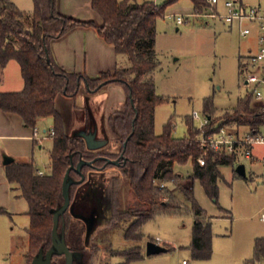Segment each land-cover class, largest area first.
Masks as SVG:
<instances>
[{
	"label": "trees",
	"instance_id": "1",
	"mask_svg": "<svg viewBox=\"0 0 264 264\" xmlns=\"http://www.w3.org/2000/svg\"><path fill=\"white\" fill-rule=\"evenodd\" d=\"M57 1L33 0L34 8L29 15L11 0H0V67L3 68L10 60L17 61L25 83L19 92L1 93L0 107L3 111L19 115L27 127L34 128L44 117H52L54 121L55 137L49 151L48 174L38 175L33 162L19 164L12 161L5 165L7 181L14 185L12 191L19 192L18 196L28 204L30 222L26 228L28 244L25 260L31 264L41 249L45 253L52 246L53 211L63 204L64 175L71 165L76 166L85 160L92 161V165L83 166L84 181L70 187L71 204L77 197L78 200L89 198L86 193L90 185L89 175L108 168L118 169V176L111 177L101 188L99 208L107 215L106 223L113 229L131 220L123 235L133 246L112 251L113 256L125 259L123 264H129L144 257L139 231L142 226L157 213H177L181 210L173 195L169 194L165 199L167 191L158 188L157 180H177L174 165L191 162L192 178L199 180L205 193L217 201L218 166L238 164V159L236 155L225 156L208 150L205 165L200 166L197 159L204 154V150L197 140L200 131L194 126L192 116L185 117L187 134L184 137L173 136L171 120L165 124L161 134L155 133V110L163 102L156 93L153 80L159 64L155 51L156 22L163 17L167 5L179 0H166L162 6L153 1L92 0V8L100 17V23L60 13ZM190 1L195 14L207 10V0ZM75 27L95 28L117 54L127 57L128 65L119 66L113 72H103L96 78L63 70L52 57L51 43ZM111 83L122 86L126 94L122 106L107 118L113 140L107 146L110 147L108 150L106 147L89 150L83 138L66 132L65 121L55 105L56 99L59 95L74 98L82 88L89 94L96 93ZM215 112L212 97L204 98L203 113L210 119L207 133L215 132L223 125L246 127L253 134L261 133L264 127V113L252 105L251 93L246 92L239 98L237 105L224 113L222 122L212 120ZM112 146H117V150L113 151ZM121 154L124 157L118 165L108 164L103 159L115 160ZM70 177L81 179L74 170L70 171ZM122 179L127 180L129 190L135 195L138 205L145 207L144 211L118 208V187L122 186ZM79 187H83L84 192L78 193ZM184 193L194 216L190 249L194 258L207 259L212 253L211 219L195 201L193 189L184 188ZM4 212L0 209V213ZM62 229L70 250L81 253L80 260H74V264H88L83 245L87 226L74 216L71 208L59 220V232ZM263 259L264 238H257L253 257L243 264H257ZM52 264H64L63 257L55 256Z\"/></svg>",
	"mask_w": 264,
	"mask_h": 264
},
{
	"label": "rangeland",
	"instance_id": "2",
	"mask_svg": "<svg viewBox=\"0 0 264 264\" xmlns=\"http://www.w3.org/2000/svg\"><path fill=\"white\" fill-rule=\"evenodd\" d=\"M16 1L26 11L33 7L32 0ZM150 1L159 6L166 2ZM226 1L218 0L215 10L217 14L225 13ZM176 13L184 17L183 24L177 25L170 17ZM192 14L191 2L179 0L167 5L163 17L156 22L155 51L159 65L153 74V80L157 95L163 99L155 110L156 134H161L165 124L171 120L173 136H186L185 117L192 116L193 111H197L204 118L203 99L206 97H212L214 107L217 108L212 120L222 122L224 113L231 110L225 109L234 106L237 98L248 90L242 85L238 57L246 56L249 48L256 53L254 34L243 38L236 26L229 30L218 17L189 16ZM69 102H60L68 134L97 126L110 139L104 118L97 111L102 103L98 101L95 105L88 101L83 107H73L72 102ZM193 123L195 127H199L200 121L193 120ZM53 125L52 117H47L44 122L36 125L40 134L46 138L34 146L32 161L37 169L44 171V175L50 172L49 151L53 139L49 133ZM229 126L244 132L242 127ZM261 129L264 135V128ZM108 148L110 147H106L107 150ZM112 150L116 151L117 146H112ZM240 163L245 165L246 176L236 173L235 165L220 167L217 201L205 193L199 180L195 179L193 182V197L212 223V253L209 258L193 257L190 249L194 221L191 203L185 193L180 189L176 190V184L181 185L178 180L183 181L192 174V163L188 162L174 165L173 172L178 180L176 183L168 182L165 194V199L169 194L177 199L181 206L180 212L157 213L142 226L139 231L142 234L141 254L144 257L129 264H179L183 260L189 264H242L245 258H252L254 239L264 238V222L260 219V214L264 212V165L260 161L253 163L244 157L240 158ZM115 176H118V172ZM103 177L99 174L89 175L90 185L86 191L89 198H75L70 208L80 220L84 216L91 222V228L86 231L83 241L88 264H123L125 259L113 256L112 251L133 246L123 235L131 220L114 229L106 223L107 215L99 208L101 188L109 181L108 176ZM13 187L6 180L4 183L0 182V203L6 200L8 202L4 208L6 213H0V264H30L23 256L28 244V204L23 197L18 196L19 192L12 191ZM185 189L189 190V186ZM118 191L117 206L120 210L144 211L145 207L138 205L135 195L129 190L127 180L122 181ZM156 239H159L158 244H164L166 248L169 246L168 251L144 255L146 241Z\"/></svg>",
	"mask_w": 264,
	"mask_h": 264
},
{
	"label": "crops",
	"instance_id": "3",
	"mask_svg": "<svg viewBox=\"0 0 264 264\" xmlns=\"http://www.w3.org/2000/svg\"><path fill=\"white\" fill-rule=\"evenodd\" d=\"M11 1L19 9L26 12V14H29V15L32 14V11L34 8L33 0H32L33 7L29 11H26L22 7H20L19 5L20 3H18V1L16 0H11ZM119 1H122V0H119ZM147 1H150V0H147ZM240 1L247 5L264 6V0H240ZM192 8H193L194 14L189 15V16H197L195 14L193 4H192ZM57 9L60 13L66 16L78 19V20H82V21L93 20L96 23L101 22L100 17L94 12L92 8V0H58ZM170 17L174 19L176 22L175 15L171 14ZM188 18L189 17H186V19ZM221 21L229 30L234 29L235 26L237 27V30H238L237 22L228 24L223 20ZM176 24L181 25V24H178L177 22ZM247 25L250 26L252 29L251 34H254L253 41L255 42V45L257 48L256 27L253 25H249V24ZM252 52L253 50L249 48L247 55ZM51 53H52V57L54 61L56 62V64L60 66L63 70L67 72L85 74L89 76L90 78H96L103 72H108V71L113 72L119 66L124 67L128 65L127 57L124 55L117 54L114 47L111 44L106 43L98 35L96 29L93 27H75L69 30L62 37L52 41ZM241 57L242 55H239L238 57L239 64H240ZM24 84L25 83H24V79L21 73V68L17 61L10 60L3 68L0 67V94L19 92L23 90ZM112 94H115L114 98H111ZM244 95L245 94L240 95L237 98L236 104L225 110L234 108L237 105L239 98L243 97ZM125 99H126V94L122 86L111 83L103 87L98 92L92 93V94H89L85 90V88H82L80 89L78 95L74 98H69L63 95H59L56 99L55 105H56L58 112L63 117V111L62 109H60L61 101H64V102L71 101L73 104V107L74 106L83 107L85 103L87 102V100H89L91 103L94 102L95 105L98 101L99 103H102L101 106L97 109V111L100 113L102 118H104L103 120L105 121V126L110 136L108 144L103 147L105 148L113 140V135L111 131L109 130V128L107 127V118L111 112H113L114 110L122 106V104L125 102ZM46 118L47 117L40 118L37 124L44 122ZM65 125H66V122H65ZM242 128H244V132L242 133L250 132L248 128L246 127H242ZM32 131H33V128L25 126L19 115L3 111L0 107V182L4 183L5 180L7 181V178L5 176V164H4L5 157H8L13 162H16L19 164H30L33 162L32 161V151L36 143L32 138ZM66 132H67V125H66ZM252 154H253V161H252L253 163L256 161H260L264 165V145L254 146L252 148ZM238 164L237 163L234 164L235 168ZM224 165L226 164H222L218 166L219 172H220V167ZM234 165H231V166H234ZM117 172L119 173L118 169L116 168H108L98 173H95V172H92V173H95V175L96 174L102 175L104 176L103 178H107L108 176V178L110 179L111 177L115 176ZM193 182H194V179L192 178V174H191L189 175L188 178L183 179V181L178 180V183H180L181 185L176 184L177 186L176 190L180 189V191L184 193V188H186L187 186H189V189H193ZM82 191L84 192V188L79 187L78 193H81ZM82 196L84 197V194ZM7 205H8L7 200L5 202L0 203V209L4 210V208H6ZM27 212H28V209L26 211V214ZM257 238L258 237H256L255 239ZM255 239H254V242H255ZM254 242H253L252 249L254 248ZM23 256L25 258V253ZM246 259H250V258H245L243 262Z\"/></svg>",
	"mask_w": 264,
	"mask_h": 264
},
{
	"label": "built area",
	"instance_id": "4",
	"mask_svg": "<svg viewBox=\"0 0 264 264\" xmlns=\"http://www.w3.org/2000/svg\"><path fill=\"white\" fill-rule=\"evenodd\" d=\"M218 0H207V10L210 12H201L197 16L205 18H219L228 24L233 22L238 23V30L240 36L248 37L252 33L249 25L256 27L257 36L256 53H249L241 57L239 70L242 78V83L248 88L247 93L252 94V105L264 113V6L247 5L240 0H227L224 3L225 13L220 15L216 13V6ZM205 12V13H204ZM176 22L178 24L184 23V17L181 14H175ZM193 120H199L200 124L197 127L200 130V135L197 138L198 142L204 150V154L197 159L200 166L205 165V156L208 150L215 153L223 154L225 156L236 155L238 163L240 158L253 161L252 148L256 145H264V135L262 133L253 134L251 132L241 133L237 129L229 125L221 126L217 131L207 133V127L210 119L207 116L202 118L197 111L192 113ZM45 133V131H44ZM49 136L53 139L55 132L52 129ZM32 138L36 144L40 143L45 136L40 134V130L33 128ZM37 174L44 175V171L38 169ZM170 183H176V179H171ZM160 190H166L168 182L159 181L156 183ZM261 221L264 222V212L260 214ZM159 239L154 242L158 243ZM179 264H189L188 261L183 260ZM257 264H264V259Z\"/></svg>",
	"mask_w": 264,
	"mask_h": 264
},
{
	"label": "water",
	"instance_id": "5",
	"mask_svg": "<svg viewBox=\"0 0 264 264\" xmlns=\"http://www.w3.org/2000/svg\"><path fill=\"white\" fill-rule=\"evenodd\" d=\"M89 100H87L88 102ZM71 136L81 137L85 140L87 148L89 150H98L106 146L109 142L108 136H106L102 131L100 132L97 126L91 127L88 130H80L76 131V133L72 134ZM126 146V142L124 143V147ZM124 155L121 154L118 159L112 160L109 158L104 157L103 159L106 160L108 164L118 165L119 160L123 158ZM12 160L8 157L4 158V164L7 165ZM92 165V161H85L81 160L76 166L71 165L63 178L62 182V195H63V204L60 205L57 209L53 211V227H52V246L44 253L41 249L31 261V264H51L52 259L54 256H64L65 264H74V260H80L81 253L74 252L70 250L68 247L65 236H64V229L59 232V220L64 215V213L70 208L71 205V198H70V187L73 184H80L84 181L85 176L82 173L83 166H90ZM76 171L80 176V180H74L70 177V171ZM236 172L241 176H246V170L244 164H238L236 166ZM75 217L78 218L76 214ZM82 220L86 222L87 230L89 231L91 228V222L88 218L81 216ZM168 248L163 245H160L154 241H147L145 243V255L151 256L160 253L167 252Z\"/></svg>",
	"mask_w": 264,
	"mask_h": 264
},
{
	"label": "flooded vegetation",
	"instance_id": "6",
	"mask_svg": "<svg viewBox=\"0 0 264 264\" xmlns=\"http://www.w3.org/2000/svg\"><path fill=\"white\" fill-rule=\"evenodd\" d=\"M54 257H55V256H54ZM54 257H53V259H52V263H53ZM62 257H63V259H64V264H65V258H64V256H62ZM52 263H51V264H52Z\"/></svg>",
	"mask_w": 264,
	"mask_h": 264
}]
</instances>
